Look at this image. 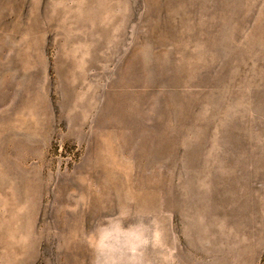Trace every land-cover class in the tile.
<instances>
[{"label":"rangeland","instance_id":"1","mask_svg":"<svg viewBox=\"0 0 264 264\" xmlns=\"http://www.w3.org/2000/svg\"><path fill=\"white\" fill-rule=\"evenodd\" d=\"M0 264H264V0H0Z\"/></svg>","mask_w":264,"mask_h":264}]
</instances>
